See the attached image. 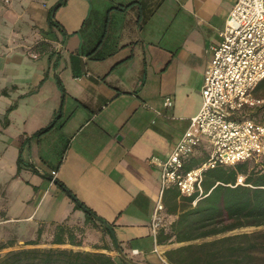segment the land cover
I'll return each instance as SVG.
<instances>
[{
  "label": "crops",
  "instance_id": "obj_1",
  "mask_svg": "<svg viewBox=\"0 0 264 264\" xmlns=\"http://www.w3.org/2000/svg\"><path fill=\"white\" fill-rule=\"evenodd\" d=\"M19 1L11 23L0 17V241L12 245L0 252L29 246L40 224L38 246H49L66 221L83 229L79 248L117 257L95 248L109 235L54 178L112 225L128 258L167 264L177 243L156 241L160 182L148 158L167 155L199 111L209 45L235 0H62L55 25L48 10L58 0ZM92 16L104 20L98 31ZM90 41L100 56L88 54ZM164 212L162 224L173 219Z\"/></svg>",
  "mask_w": 264,
  "mask_h": 264
},
{
  "label": "trees",
  "instance_id": "obj_2",
  "mask_svg": "<svg viewBox=\"0 0 264 264\" xmlns=\"http://www.w3.org/2000/svg\"><path fill=\"white\" fill-rule=\"evenodd\" d=\"M61 4L63 1L58 0L48 10V20L52 25L56 24L54 13ZM94 18L90 17L88 23L93 21L98 31L104 20ZM87 49L88 54L96 52L92 48V41ZM95 56L100 54L95 53ZM254 92L264 94V79L258 83ZM13 106L10 105L8 110ZM55 122V119L51 120L36 135L48 132ZM203 158V155L195 158L188 168L199 164ZM239 176L242 177L241 182L238 181ZM56 180L60 187L65 186ZM202 188L198 197L197 193L181 195L175 187H169L162 193V211L172 215L173 219L162 224L166 216H160L156 241L158 244L177 243L164 251L167 263L264 264V228L236 232L243 227L264 226V160L259 164L242 161L232 166L217 165L209 168L204 172ZM82 204L95 215L92 217L84 212L85 220L110 237L108 230L97 221L98 215ZM74 207L80 209L75 203ZM43 229L40 224L36 236L24 242L29 246L0 252V264H138L118 253L115 258L107 251L79 248L83 244V229L66 221L55 224L49 246H38L42 243ZM10 246L9 241H0V251ZM95 248L117 252L111 237L110 244H96Z\"/></svg>",
  "mask_w": 264,
  "mask_h": 264
},
{
  "label": "built area",
  "instance_id": "obj_3",
  "mask_svg": "<svg viewBox=\"0 0 264 264\" xmlns=\"http://www.w3.org/2000/svg\"><path fill=\"white\" fill-rule=\"evenodd\" d=\"M219 37L209 45L211 57L204 72L199 111L189 118L167 155L148 158L158 169L160 182L152 220L154 232L165 189L175 187L181 195L197 193L198 197L207 169L264 160V96H254L264 79V0H235ZM163 104L172 106V97H164ZM201 155L203 160L188 168Z\"/></svg>",
  "mask_w": 264,
  "mask_h": 264
},
{
  "label": "rangeland",
  "instance_id": "obj_4",
  "mask_svg": "<svg viewBox=\"0 0 264 264\" xmlns=\"http://www.w3.org/2000/svg\"><path fill=\"white\" fill-rule=\"evenodd\" d=\"M12 2H13V5H12ZM34 7V5H33ZM15 8H20V1L19 0H9V2H4V0H0V17L5 14L6 15V22L9 24L11 23L19 14H17V11ZM35 8V7H34ZM11 10L14 11L11 12ZM33 10V9H32ZM39 12L41 11V9L39 8L38 10ZM20 13V12H19ZM24 17V16H23ZM25 18V17H24ZM45 16H43V13L41 14H38L36 16V18H34L36 21L39 22V25H41L43 28L45 27L46 23H45ZM2 19V17H1ZM4 20V18L2 19ZM5 36V34H2ZM5 38V37H4ZM38 45L37 44H34V48L35 46ZM1 80V79H0ZM254 96H257V97H260V96H264V94H262V92H257V93H254ZM3 108H5V104H3L2 101H0V112L3 110ZM2 117V116H1ZM53 135L55 134H52L51 136H49L50 138H53ZM59 142V141H58ZM61 144L63 145V140L61 139L60 140ZM53 147L56 148V145H57V142H51ZM56 151V149H55ZM152 155H157V154H152ZM159 156V155H158ZM77 212L78 213H82L81 209H77ZM258 228H264V226H260V227H243V228H240V229H237L236 232H242V231H251L253 229H258ZM118 253V252H117Z\"/></svg>",
  "mask_w": 264,
  "mask_h": 264
},
{
  "label": "water",
  "instance_id": "obj_5",
  "mask_svg": "<svg viewBox=\"0 0 264 264\" xmlns=\"http://www.w3.org/2000/svg\"><path fill=\"white\" fill-rule=\"evenodd\" d=\"M119 138H120V135H119ZM53 181L56 182L57 180L53 178ZM61 189L82 211H84L85 213H87L88 215H90L92 217H95L94 213L92 211H90V209H88L86 206H84L82 204V202L79 199H77V197L68 188H66L65 186H61ZM97 219L108 230L110 237L113 241L114 247L117 250L118 254L121 257L128 258L126 256V254L124 253V251L122 250V248L120 247L119 241L117 239L116 233H115L112 225L108 221H106L100 217H97Z\"/></svg>",
  "mask_w": 264,
  "mask_h": 264
}]
</instances>
